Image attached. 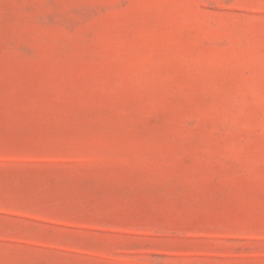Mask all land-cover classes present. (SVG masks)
<instances>
[{"label": "rangeland", "instance_id": "obj_1", "mask_svg": "<svg viewBox=\"0 0 264 264\" xmlns=\"http://www.w3.org/2000/svg\"><path fill=\"white\" fill-rule=\"evenodd\" d=\"M0 264H264V0H0Z\"/></svg>", "mask_w": 264, "mask_h": 264}]
</instances>
